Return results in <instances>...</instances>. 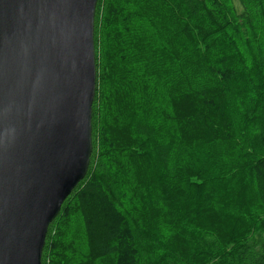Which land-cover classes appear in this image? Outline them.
I'll return each instance as SVG.
<instances>
[{"label":"trees","instance_id":"obj_1","mask_svg":"<svg viewBox=\"0 0 264 264\" xmlns=\"http://www.w3.org/2000/svg\"><path fill=\"white\" fill-rule=\"evenodd\" d=\"M109 1L97 0L94 14L88 169L48 226L41 264H65V255L56 251L64 250L56 242L62 222L90 185L106 205L104 212L115 216L107 228L93 229L91 249L98 253L126 248L131 264H264V203L257 195L247 193L214 222L199 198L193 205L176 200L190 177L218 185V193H236L255 182L258 173L264 175V0H238L239 12L228 7L233 19L221 8L222 1L230 0H135L138 5L150 1L157 21H135L137 31L145 34L144 69L129 84L136 93L144 80L141 100L149 108L161 104L164 120L135 116L126 123L129 136L117 145L113 137L110 141L120 114L110 103L116 78L109 59ZM228 75H236L231 83ZM117 151L132 161L144 157L134 162V191L127 197L109 164ZM186 155L203 164L184 169Z\"/></svg>","mask_w":264,"mask_h":264},{"label":"water","instance_id":"obj_2","mask_svg":"<svg viewBox=\"0 0 264 264\" xmlns=\"http://www.w3.org/2000/svg\"><path fill=\"white\" fill-rule=\"evenodd\" d=\"M97 0H0V264H41L92 151Z\"/></svg>","mask_w":264,"mask_h":264},{"label":"rangeland","instance_id":"obj_3","mask_svg":"<svg viewBox=\"0 0 264 264\" xmlns=\"http://www.w3.org/2000/svg\"><path fill=\"white\" fill-rule=\"evenodd\" d=\"M150 3V1H148V4L143 1V3L138 5V3H135V0L109 1L107 25L112 37L109 59L112 65V74L116 78L114 93L112 94L110 103L112 111L120 114V117L116 115V118H114L115 126L111 132L110 141L113 137V143L116 145L119 143L118 139L129 136L126 123L135 116L149 114L158 121L164 120L161 116V104L159 107L149 108L145 102L141 100L145 92L144 87H142V89H140L142 92L139 93V88L144 80L140 82L136 93L129 84V81H132V79H140L142 70L144 69L143 62L141 63V56L143 55L141 43L145 40V34L138 32L139 29L135 25V21L146 20L149 23L157 21V18L151 11ZM230 6L239 12L240 5L238 0L222 1L221 4V8L227 9L230 12L231 19H233L231 11L228 9ZM145 25L148 24L145 23ZM232 27L233 25L229 24L227 29L231 30ZM233 30L236 31L235 28H233ZM151 49L152 51L155 50L153 47H151ZM145 69L147 70V66ZM231 76H233V79L236 77V75H228L226 79L229 83L232 82L230 80ZM235 83L236 82L233 81V84ZM118 94L120 97L122 96L120 102L116 99ZM143 159L144 157L141 156L137 160L132 161L129 155H125L118 151L111 154L109 164L111 170L116 175L123 196L127 197L130 193H133L134 187L130 184V176L136 172V165L134 162ZM187 159L188 156L186 155L183 159L184 169L190 167L197 168L201 166L204 161L203 159L199 161L194 157H192L191 161ZM187 182L188 184L180 188L176 195L178 204L181 199H183L188 203L191 202V205H193L194 199L199 198V200L205 203V209L212 218L211 222H214L215 219L218 221L219 215L222 211H226L228 205L234 206L236 202H242L240 200L246 198L249 192L257 195L264 203V175L261 173L257 174V180L255 182L242 185L239 192L236 193H229L225 189H222L220 193H218V185L213 186L210 181H202L198 177H190ZM85 189L86 193L81 195L78 204L67 212L64 217L62 222L63 226L59 233L60 236H58L56 241L57 244L61 243L60 247L64 248V250L56 251L65 255V264H131L130 262L128 263L126 248L122 250L121 248L119 249V247L113 246L112 252L110 253L107 251L98 253L99 250L96 251L91 249L94 235L93 229L96 227L97 229L101 227L107 228L106 226H109L110 222L115 220V216L112 217L104 212L106 210V205H101L102 203L98 201L99 198L92 185ZM231 199L232 204H230ZM100 206L102 208H98ZM73 236L77 240V244H74L73 240L70 239V237ZM108 236L112 238L113 234L110 235L109 232L107 234V237ZM80 243L82 246L79 248ZM73 244L74 246H71ZM121 254H125L123 256V261L119 260ZM68 257L70 259L79 257V263H71Z\"/></svg>","mask_w":264,"mask_h":264}]
</instances>
